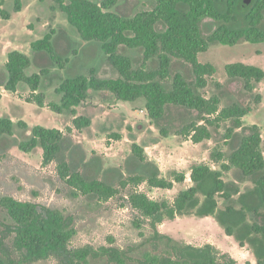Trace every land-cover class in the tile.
<instances>
[{
  "label": "trees",
  "instance_id": "trees-1",
  "mask_svg": "<svg viewBox=\"0 0 264 264\" xmlns=\"http://www.w3.org/2000/svg\"><path fill=\"white\" fill-rule=\"evenodd\" d=\"M63 12L67 21L76 28L79 36L85 40L101 43V49L108 56L110 64L118 75L114 78H100L91 69L90 74H78L65 78L54 91L60 95L59 102H46L45 93L40 91L42 76L46 69L38 73L27 74L31 65L30 57L19 51L11 50L5 62L4 78L1 86L13 94L17 93V85L22 82L29 88V94L19 98L39 107H47L56 114L69 110L73 115L72 126H66V133L75 128L81 130L91 124L88 116L77 115L76 108L88 97L90 89L108 91L117 100H145L147 115L153 121H160L166 112L167 105H179L196 112V119L183 125L176 134L199 143L211 137V128L217 129L221 123L230 120L232 126L227 128L225 138H230L235 128L247 130L236 148L226 155L218 147H214L210 157L217 164L214 168L207 163H196L190 167L191 185L179 190L172 201L154 200L147 194L133 188L128 194V203L142 217L148 219L153 229L149 238L151 248L138 258L129 255L134 247L123 250L116 246L91 245L73 248L69 246L76 229L73 218L65 215L57 208L39 205L31 201L17 200L11 196L0 198V207L12 220L9 231L13 234V246L22 251V260L31 262L56 256L59 264H87L90 258L104 257L109 263L127 264H237L227 254L220 253L215 246L206 243L196 246L178 243L169 235L160 233L157 225L165 219H174L180 215L194 214L199 217L212 216L228 236H233L240 246L248 245L256 259V264H264V221L256 217L264 216V140L257 124L245 126L243 117L252 112L250 105L241 106L232 103L220 107L217 94L205 97L198 88L207 84V76H212L216 69L210 62H201L198 54L208 50L210 44L221 43L233 46L238 41L250 43L264 42V0H251L243 6L242 0H155L152 9L124 17L114 11L105 10L112 7L117 0H103L98 4L92 0H53ZM0 0V17L10 19L11 13L2 7ZM21 0H14V11H20ZM212 19L214 30L204 35L201 22ZM51 29L40 39L30 43L33 51H45L50 58L62 65V59L53 51ZM120 45L141 47L143 61L157 57L159 65L154 70L142 67L133 68L130 59L117 52ZM171 57L181 58L190 64L195 76V86L176 72L171 86L167 89L162 83L169 76ZM224 70L228 77L243 79L244 88L252 91L254 82L264 78V70L256 65L243 62L227 63ZM260 95L254 101L258 103ZM14 122L11 118L0 116V135H11ZM17 125L28 128L27 122L18 120ZM160 134L167 136L168 131L160 128ZM119 138V134L114 135ZM65 132L56 127H45L36 124L30 129L26 140L18 143L23 152H30L40 146L42 163H51L62 150ZM132 154L140 162H148L143 149L137 144L131 145ZM1 159V157H0ZM236 168L242 177L251 178L253 188L239 193L223 179L224 172ZM59 175L73 189L72 194H95L111 197L119 192L117 187L95 178L87 179L79 171L71 170L66 161L57 165ZM184 171H172L170 177L160 175L156 166H152L147 174H134L120 181V186H136L146 181L152 187L171 189L175 182L185 181ZM238 194L239 207L228 204L219 207L217 197L231 200ZM249 215H254L250 220ZM140 220H134L137 228ZM112 239L111 237L109 238ZM13 261L9 259V264ZM0 264H3L0 261Z\"/></svg>",
  "mask_w": 264,
  "mask_h": 264
},
{
  "label": "rangeland",
  "instance_id": "rangeland-1",
  "mask_svg": "<svg viewBox=\"0 0 264 264\" xmlns=\"http://www.w3.org/2000/svg\"><path fill=\"white\" fill-rule=\"evenodd\" d=\"M101 4L103 0H92ZM20 11H14V0H4L2 5L11 13L6 20L0 17V55L8 48L18 44L26 45L22 52L31 59L30 73H38L46 69L42 76L40 91L45 93L46 102H59L60 95L54 89L65 78L78 74L89 75L94 69L100 78H114L118 73L110 64L108 56L101 49V43L95 40H83L76 28L72 26L63 12L53 0H21ZM155 0H117L110 7L124 17H131L135 13L152 9ZM204 35H208L215 28L212 19L201 22ZM53 29V51L62 59V65L50 58L45 51H33L30 43L40 39L46 32ZM117 52L127 56L133 68L154 70L158 67V58L155 56L143 61L141 47L120 45ZM4 54V53H3ZM201 62H210L215 66V73L207 76V84L197 90L205 97L217 94L220 98V107L237 103L241 106L253 107L251 113L243 117L245 126L257 124L261 129L264 140V78L254 82L253 90L244 88L243 79L227 76L224 66L227 63L243 62L256 65L264 70V42L250 43L244 40L229 46L221 43L210 44L205 52L198 54ZM179 72L186 81L195 86V76L189 63L181 58L171 57L169 76L162 83L169 89L173 75ZM4 78L0 70V80ZM18 94L27 96L22 90ZM18 94L7 95L9 106L0 111L14 121L11 135H0V198L11 196L17 200L31 201L39 205L57 208L65 215L73 218L76 229L69 246L73 248L91 245L116 246L123 250L134 247L129 255L138 258L151 248L149 238L152 236L147 218L130 207L128 194L135 188L147 194L151 199L172 201L179 190L189 187L190 167L196 163H207L218 168L210 157L214 147L221 149L226 155L237 147L240 138L247 130L235 128L232 137L225 138L227 128L232 126L230 120L223 122L217 129L211 128V137L199 143L176 134L183 125L196 119V112L179 105H167L164 117L156 122L146 113L145 100L138 98L134 101L117 100L108 91L90 89L86 100L77 106V115L88 116L91 124L81 130L75 128L66 133V126H72L73 115L69 110L63 114H56L44 107L39 113L30 109L25 110L19 105L22 101ZM259 94L258 103L254 101ZM13 102V103H12ZM34 104V103H33ZM23 113V114H22ZM22 114V115H21ZM22 117V118H21ZM24 119L28 128L22 129L17 121ZM36 124L45 127H56L65 132L61 152L49 164L42 163L40 146L30 152H23L18 148L21 140H26L30 129ZM168 131L167 136L160 134V128ZM119 134L116 138L114 135ZM137 143L144 151L148 162H140L133 154L131 145ZM66 161L70 169L79 171L87 179H98L119 189L111 197H101L95 194L74 196L73 189L62 178L57 170L60 161ZM152 166H156L163 177H170L172 171H184L187 174L185 181L175 182L171 189L150 186L142 181L136 186H120V181L134 174H147ZM223 179L239 193L253 188L251 178L242 177L236 168L224 172ZM231 200L218 196L220 208L228 204L239 207L238 194ZM254 215H249L253 220ZM259 222L264 221L263 215H258ZM134 220L141 221V227L134 225ZM12 220L4 209L0 207V261L3 264H59L56 256L31 262L22 260V251L13 246V234L9 231ZM160 233L169 235L178 243H188L201 246L210 243L220 253L232 257L237 264H256V259L250 247L240 246L233 236L225 234L223 228L212 216L199 217L194 214L176 216L174 219H165L157 225ZM112 238L111 240L109 238ZM87 264H114L106 258H90ZM127 264H137L128 261Z\"/></svg>",
  "mask_w": 264,
  "mask_h": 264
},
{
  "label": "crops",
  "instance_id": "crops-1",
  "mask_svg": "<svg viewBox=\"0 0 264 264\" xmlns=\"http://www.w3.org/2000/svg\"><path fill=\"white\" fill-rule=\"evenodd\" d=\"M26 45L27 44H25V45H21V44H18L17 46H15L14 48H8V50H4V54L2 53L1 55H0V70H2L3 72H6V70H5V62H6V60H7V54H8V52H10L11 50H19V51H21V50H23L24 49V47H26ZM31 47V46H30ZM22 52V51H21ZM24 53V52H23ZM28 55V54H27ZM29 56V55H28ZM32 65V64H31ZM31 65L26 69V73L27 74H29L28 72H27V70L31 67ZM30 74H32V73H30ZM19 89H21L22 90V93H28L30 90H29V88H28V86L26 85V84H24V83H22V82H20L18 85H17V91H19ZM7 95H12L13 96V93H11V92H9V91H7V90H5L4 88H3V86H1V99H0V111H2L3 109H6L7 108V106H9L10 104H9V102H7V100H6V96ZM21 102L22 103H20L19 105H21L23 108H24V110H25V112H24V114L26 113V110H28V109H30L31 111H34L36 114L37 113H39L44 107H39L38 105H36V104H33V103H28V102H26V101H22L21 100ZM13 103V102H12ZM9 104V105H8ZM3 113H0V116H6V117H8V115H2ZM23 114V113H22ZM21 114V115H22ZM9 118H11V117H9ZM22 118V117H21ZM12 119V118H11ZM13 120V119H12ZM21 120H24V119H21ZM14 122V121H13ZM26 122V121H25Z\"/></svg>",
  "mask_w": 264,
  "mask_h": 264
},
{
  "label": "water",
  "instance_id": "water-1",
  "mask_svg": "<svg viewBox=\"0 0 264 264\" xmlns=\"http://www.w3.org/2000/svg\"><path fill=\"white\" fill-rule=\"evenodd\" d=\"M250 2L251 0H242L243 6H247Z\"/></svg>",
  "mask_w": 264,
  "mask_h": 264
}]
</instances>
